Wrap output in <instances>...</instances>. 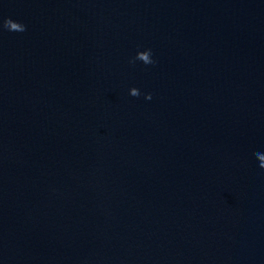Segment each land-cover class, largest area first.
<instances>
[{
    "label": "water",
    "instance_id": "obj_1",
    "mask_svg": "<svg viewBox=\"0 0 264 264\" xmlns=\"http://www.w3.org/2000/svg\"><path fill=\"white\" fill-rule=\"evenodd\" d=\"M4 18L0 264H264V0Z\"/></svg>",
    "mask_w": 264,
    "mask_h": 264
},
{
    "label": "clouds",
    "instance_id": "obj_2",
    "mask_svg": "<svg viewBox=\"0 0 264 264\" xmlns=\"http://www.w3.org/2000/svg\"><path fill=\"white\" fill-rule=\"evenodd\" d=\"M0 30H8L12 32H24L26 31V25L16 22L12 20L11 18H4L2 20V23H0ZM135 60H140L144 64H154L155 61L152 59V51L151 49H147L145 51L138 52L134 60H130V63H134ZM130 95L136 97L140 95V92L137 88L130 89ZM146 99H151V94H147ZM257 156H260L259 153H257ZM264 168V167H261Z\"/></svg>",
    "mask_w": 264,
    "mask_h": 264
}]
</instances>
